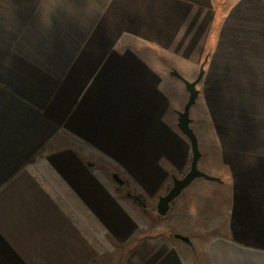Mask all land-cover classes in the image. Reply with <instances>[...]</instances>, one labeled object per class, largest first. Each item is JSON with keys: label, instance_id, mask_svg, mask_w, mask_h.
I'll return each instance as SVG.
<instances>
[{"label": "crops", "instance_id": "0c3cea01", "mask_svg": "<svg viewBox=\"0 0 264 264\" xmlns=\"http://www.w3.org/2000/svg\"><path fill=\"white\" fill-rule=\"evenodd\" d=\"M201 65L190 118L220 181L196 183L215 209L188 244L111 172L155 203L188 169L170 70ZM0 264H264V0H0Z\"/></svg>", "mask_w": 264, "mask_h": 264}, {"label": "rangeland", "instance_id": "374dc122", "mask_svg": "<svg viewBox=\"0 0 264 264\" xmlns=\"http://www.w3.org/2000/svg\"><path fill=\"white\" fill-rule=\"evenodd\" d=\"M189 115H190V117L193 115V108H190ZM191 127H192L193 131H195V133H197V130H198L197 126L195 124L191 123ZM200 148H203L201 146V143H200ZM197 166L200 170H202L201 168H204L203 167L204 166V156L199 158V160L197 162ZM202 171L207 173V174L212 175L211 170L210 171L202 170ZM185 172L182 173L178 177H182L185 174ZM213 176H215V175H213ZM121 178L124 179V177H121ZM199 181H202V183H210V184L216 183L214 180H206L202 177L195 178L193 182H191L188 186H186L184 188L182 193H180L178 196H176L172 200L171 210H169L164 215L157 214L156 210L154 209V204H155L154 201L146 202V201L142 200L145 203L144 205H142L136 199L127 195V192H129L127 189L133 191V189H132V187H130V183L128 181H124V183L122 185L119 184L118 189L120 191H122V193L124 192L126 194L124 196H126V198L129 199V201L131 203H133V205H135V207H137V209L140 210V212L142 213V217H143L144 221H150V223H151V221L154 219L155 225H157L158 228L163 229L164 231H167V234L171 237V235L174 232H176V229L178 227H180V224L191 225L195 222H201V221L205 220L204 216L197 220L196 215H198V214L192 213V212H196V210H198V208H199V212L201 211V209H203L202 210L203 212H201V213H207L209 210L215 209L214 208V201H215L214 199L216 198V196H215L216 194L213 193L211 190H207V189L204 190V188L202 186H198L196 183H198ZM170 186H171V183L168 184V188ZM190 189H193V190H190ZM129 193L134 194L131 192H129ZM164 193H162V194H164ZM210 195H211V197H210ZM202 201H204L205 203L203 202L202 204H200V202H202ZM186 203H188L192 206L190 207L188 204L186 205ZM196 203L200 204V205H198L199 207H197ZM206 203H208V204H206ZM210 204H211V206H210ZM203 205H205L204 208H203ZM182 209H185L187 212L189 211V213L191 212L190 215H188V217H187V215L181 216L179 213ZM189 235L192 236L193 241L196 242L194 235L191 233ZM178 241H180V240H178ZM191 242H192V240H191Z\"/></svg>", "mask_w": 264, "mask_h": 264}, {"label": "water", "instance_id": "95a60500", "mask_svg": "<svg viewBox=\"0 0 264 264\" xmlns=\"http://www.w3.org/2000/svg\"><path fill=\"white\" fill-rule=\"evenodd\" d=\"M171 74L180 79L188 91L187 100L181 110L176 111V126L183 133L187 139L189 140V145L191 149V159L189 163V167L185 174L182 177L172 176V183L170 188L164 193L157 197L155 202V210L157 214L164 215L170 209V202L180 194L183 188L191 183L194 178L202 177L207 180H216L220 181L219 177L207 174L200 170L197 166L198 159L200 157V151L198 147L197 137L190 125L191 118L189 116L190 106L194 104L196 97L198 95V89L196 88V83L201 78L203 74L202 65L199 68L197 77L191 81L184 79L174 68L170 70ZM111 177L120 185L124 183V180L116 173L111 172ZM127 195L132 196L142 205H144V201L140 199L137 195L130 194L127 192ZM173 236L185 243L190 244V239L187 235L181 233H174Z\"/></svg>", "mask_w": 264, "mask_h": 264}, {"label": "trees", "instance_id": "16d2710c", "mask_svg": "<svg viewBox=\"0 0 264 264\" xmlns=\"http://www.w3.org/2000/svg\"><path fill=\"white\" fill-rule=\"evenodd\" d=\"M132 197V196H131ZM139 197V196H138ZM135 199V198H134Z\"/></svg>", "mask_w": 264, "mask_h": 264}]
</instances>
